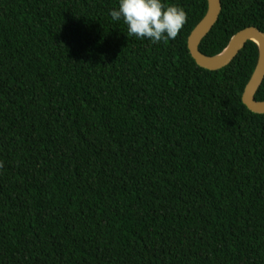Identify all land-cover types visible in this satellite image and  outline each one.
Instances as JSON below:
<instances>
[{
  "label": "trees",
  "instance_id": "1",
  "mask_svg": "<svg viewBox=\"0 0 264 264\" xmlns=\"http://www.w3.org/2000/svg\"><path fill=\"white\" fill-rule=\"evenodd\" d=\"M165 2L186 23L154 44L118 0H0V264H264V113L241 99L257 45L201 67L207 0ZM247 26L264 0H221L199 50Z\"/></svg>",
  "mask_w": 264,
  "mask_h": 264
},
{
  "label": "water",
  "instance_id": "2",
  "mask_svg": "<svg viewBox=\"0 0 264 264\" xmlns=\"http://www.w3.org/2000/svg\"><path fill=\"white\" fill-rule=\"evenodd\" d=\"M220 11L221 0H207L206 13L188 35L189 52L199 66L217 70L228 65L247 41L255 42L258 48L257 62L244 87L241 99L249 110L264 113V100L255 99V94L264 79V31L256 26H247L234 33L219 53L206 55L199 50L201 40L212 29Z\"/></svg>",
  "mask_w": 264,
  "mask_h": 264
},
{
  "label": "clouds",
  "instance_id": "3",
  "mask_svg": "<svg viewBox=\"0 0 264 264\" xmlns=\"http://www.w3.org/2000/svg\"><path fill=\"white\" fill-rule=\"evenodd\" d=\"M109 15L113 21L123 20L129 36L154 44L175 39L187 19L182 6L165 0H118Z\"/></svg>",
  "mask_w": 264,
  "mask_h": 264
}]
</instances>
